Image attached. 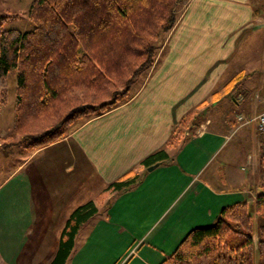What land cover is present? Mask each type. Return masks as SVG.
Here are the masks:
<instances>
[{"label": "crops", "instance_id": "0c3cea01", "mask_svg": "<svg viewBox=\"0 0 264 264\" xmlns=\"http://www.w3.org/2000/svg\"><path fill=\"white\" fill-rule=\"evenodd\" d=\"M165 49L124 103L56 142L15 147L23 156L0 174V264H50L69 214L176 128L185 140L171 158L142 169L135 188L99 201L65 264H161L225 206H254L264 143L238 117L264 111V0H187ZM193 109L202 119L195 133L180 123Z\"/></svg>", "mask_w": 264, "mask_h": 264}, {"label": "trees", "instance_id": "16d2710c", "mask_svg": "<svg viewBox=\"0 0 264 264\" xmlns=\"http://www.w3.org/2000/svg\"><path fill=\"white\" fill-rule=\"evenodd\" d=\"M186 1L32 0L27 12L32 29L5 28L0 22V108L9 95L8 76L16 74L9 139L37 149L64 138L75 123L130 99ZM239 79L240 74L234 76L225 88ZM200 116L193 109L180 123L195 133ZM184 140V130L176 128L162 147L110 182L96 200L77 206L65 221L50 264L66 263L80 227L98 213L99 201L135 188L142 169L168 161L169 150ZM161 264H264V189L253 207L247 202L227 205L213 223L193 228Z\"/></svg>", "mask_w": 264, "mask_h": 264}, {"label": "rangeland", "instance_id": "374dc122", "mask_svg": "<svg viewBox=\"0 0 264 264\" xmlns=\"http://www.w3.org/2000/svg\"><path fill=\"white\" fill-rule=\"evenodd\" d=\"M31 2L32 0H0V22L4 23L5 28H17L24 31L32 29L33 24L27 16L28 8ZM186 2H184L180 6L178 10L179 15H181ZM16 14L17 16H15ZM5 16H10V18L5 20L3 19ZM167 36L168 34H166V36L164 37L165 43L167 40ZM165 43L160 45L161 47L158 49V55L156 57V60L159 59V56L160 57L163 56V54L166 52ZM15 77H16L15 71L10 72L8 76L9 95L7 98V102L0 108V174L3 175L9 169L15 167L17 163H19L20 158L23 156L21 150L24 149L23 146L15 144L14 142L16 141L15 138L9 139V136L13 134L14 100H15V87H16ZM241 115H244L245 120L250 119L251 117L250 115H247L245 113ZM255 132L258 142L260 144L263 143V140L258 135V132L257 131ZM15 147H22L23 149H19ZM33 150L36 149H31V150L26 149V151H33ZM263 161L264 160L261 161L259 173L261 174L260 179L264 181Z\"/></svg>", "mask_w": 264, "mask_h": 264}, {"label": "built area", "instance_id": "2783aa9c", "mask_svg": "<svg viewBox=\"0 0 264 264\" xmlns=\"http://www.w3.org/2000/svg\"><path fill=\"white\" fill-rule=\"evenodd\" d=\"M238 119L241 121V123L254 122L258 135L262 138L264 143V111L253 117H250V119L245 120L244 115H239Z\"/></svg>", "mask_w": 264, "mask_h": 264}, {"label": "water", "instance_id": "95a60500", "mask_svg": "<svg viewBox=\"0 0 264 264\" xmlns=\"http://www.w3.org/2000/svg\"><path fill=\"white\" fill-rule=\"evenodd\" d=\"M158 164H159V163H155V164L149 166L147 169H148V170H152V169H154Z\"/></svg>", "mask_w": 264, "mask_h": 264}]
</instances>
